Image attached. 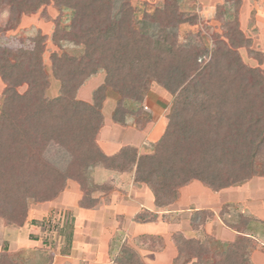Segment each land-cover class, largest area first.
Returning <instances> with one entry per match:
<instances>
[{"label": "trees", "instance_id": "trees-1", "mask_svg": "<svg viewBox=\"0 0 264 264\" xmlns=\"http://www.w3.org/2000/svg\"><path fill=\"white\" fill-rule=\"evenodd\" d=\"M114 3L0 0V12L7 9L11 26L18 25L22 15L52 5L67 22L61 24L60 18L54 19L52 40L83 50L79 56L50 54L51 71L60 92L58 97L47 99L44 92L48 80L40 50L43 36H35L36 50L0 48V78L5 83L0 106V217L10 224L21 227L29 199L51 202L66 189L69 180L76 183L81 194L78 206L95 207L99 199L86 198L90 193L86 172L95 166L121 173L134 167L133 181L148 187L156 208L173 204L178 190L193 181L219 192L253 177H264V69L242 63L237 49L247 47L249 40L240 32L239 40L233 39L236 20L226 22L228 29L225 25L222 37L228 44L215 36L209 52L196 45L182 46L174 34L159 41L162 32L151 34L148 27L144 33H137L130 26L132 5L124 2L120 19L114 21ZM177 7V0H165L152 13L144 10L143 21L170 27L168 16L173 18ZM208 54V61L202 64L199 60ZM248 54L259 66L263 64L262 53L249 50ZM99 70H104L105 76L92 93V103L78 100L77 90ZM153 81L173 96L164 131L154 142L153 152L138 155L136 149L126 146L105 156L92 137L102 127L106 92L117 96L112 119L123 123L126 115L140 112L138 105ZM23 84L27 88L19 94L16 88ZM51 143L69 154L63 171L44 157ZM94 186L103 196L112 191L109 183ZM212 216L208 211L192 213L191 228L196 231ZM155 219L156 215L148 212L133 217L138 223ZM247 223L248 219L241 217L237 225H227L236 233L235 239L215 250L212 244L217 242L209 236L201 242L174 234L177 257L173 264H252L250 255L258 242L245 234ZM72 232V225L66 233L62 231L68 247ZM114 263L144 262L125 245ZM0 264L18 263L10 252H0Z\"/></svg>", "mask_w": 264, "mask_h": 264}, {"label": "crops", "instance_id": "crops-1", "mask_svg": "<svg viewBox=\"0 0 264 264\" xmlns=\"http://www.w3.org/2000/svg\"><path fill=\"white\" fill-rule=\"evenodd\" d=\"M94 81V78H89L78 91V96L84 97L83 102L91 101L90 93L94 87L91 85ZM87 96L89 99H86ZM106 107L110 109L106 112L109 120L104 118ZM115 108L116 103L104 100L103 122L96 134V141L98 140L97 147L105 156H111L126 146L136 149V153L141 155L145 141L156 138L153 141L155 142L162 135L165 127L163 117L145 124L142 129H136L137 125H128L132 115H126L123 123L115 122L112 119ZM114 174L116 175L100 183H109L113 187L112 191L105 196L96 194L94 198H98L99 202L92 209L78 206V186L73 181H67V187L61 196L62 201L67 204V200L74 201V197L76 199L73 207L66 206L67 210L72 211L74 219L71 244L68 252H49L42 264H115L122 245L134 249L143 264H173L177 257V249L172 241L174 234L179 233L185 239L195 240L206 235L222 247L234 241L236 235L227 227V223L235 221L241 215L250 219L244 230L245 234L258 242V248L252 251L250 261L252 264H264V197H250L249 191L253 192L246 183L251 180L245 186L230 187L219 192H212L199 182L193 181L178 190V199L173 204L156 208L148 187L133 181L134 167L127 172L116 171ZM255 179L256 185L264 187V177ZM70 184L74 186L70 187ZM222 207L227 208L223 215ZM196 211H208L213 216L200 230L195 231L190 226V218ZM142 212L153 213L156 219L145 223L135 222L133 217ZM144 237L154 239L155 243L151 245L148 241H143L141 238ZM15 248L16 250L9 251L13 252L11 257L18 264H36L37 258L42 260L41 254L38 257L33 253L42 252L36 251L38 247L32 241L25 240L24 244L19 245L15 243Z\"/></svg>", "mask_w": 264, "mask_h": 264}, {"label": "rangeland", "instance_id": "rangeland-1", "mask_svg": "<svg viewBox=\"0 0 264 264\" xmlns=\"http://www.w3.org/2000/svg\"><path fill=\"white\" fill-rule=\"evenodd\" d=\"M114 1L115 3L111 10V17L114 21H118L120 19L119 10L121 5L124 2H129L134 10V16H130V26L135 29L137 33H144L145 27H148L151 34L158 31L162 32L161 35L159 34L158 36L160 38H158L159 41L165 40L167 34H174L177 37V42L182 46L187 47L190 45H196L197 47H205L209 50V52L213 48V40L215 36H219L221 37L220 40L227 42L226 38L222 37L224 33H226L225 25L228 29L226 22L236 20L237 29L234 31L236 33V37H233V39L238 41V32H240L246 39L249 40V45L247 47L237 49L242 63L248 67H259L260 69H264V61L263 64L259 66L256 59L251 58L250 54H248L249 50H253L255 52L262 53L264 56V0H177L178 7L176 8V15L173 18L168 16L170 20L167 21V23L170 24L171 22L170 27H162L157 23L152 24L143 21L144 10L152 13L156 6L161 7L165 3V0ZM166 1L171 3L176 0ZM59 14L60 12L52 5H46L41 7L35 13L22 15L19 24L11 26L8 23L7 9H3L0 12V48H8L10 50H18L19 48L31 50L35 48L36 50L38 47L34 45V38L37 33H40L41 36H43V41L40 43V50L43 69L48 80V87L44 92V96L47 99L58 97L60 92V84L53 77V73L51 71L52 69L49 59L50 54L57 53L79 56L83 51L82 48H75L70 43H55L54 40H52L51 34L55 26L54 19L60 18V21H63V17H60ZM66 23L63 21L61 24ZM208 58L209 54L204 56L199 61L203 64L208 61ZM104 76V70H99L95 75L89 77L94 78L95 81L91 85L94 86L90 93L91 101L85 103H92V93L103 83ZM89 78L86 81H88ZM86 81L80 88L86 84ZM4 88L5 83L0 78V106ZM26 88L27 86L23 84L17 87L16 91L19 94H22L25 92ZM80 88L77 90L75 97L83 102L84 97L80 98L78 96ZM104 98L109 103H116L117 101V96L109 90L106 92V96ZM86 99H89V97L87 96ZM172 99L173 96L168 94L158 83L153 81L148 86V89L144 91L143 100L138 105L140 112L132 117L128 125H137L136 129H142L145 127V124L150 123L151 121L153 122L156 118L163 117V119L166 120L170 112ZM109 111L110 109L108 107L104 109V118L107 120L110 119L109 116L107 117L108 114H106V112ZM92 138L94 143L97 145L98 140L96 141V136L94 135ZM154 140H156V138L153 140H147V142L145 141V144H143L141 148V155L151 154L153 152ZM44 157L60 171L65 170L70 158L67 152L52 143L46 148ZM116 171L117 169L115 168L104 170L99 166L88 168L86 172V182L88 184V188L90 189V193L87 194L86 198L91 199L97 196L96 194L101 193L97 192L94 185L104 183L110 176H115L116 174L114 173H116ZM255 178L258 177L251 178V181L248 180L250 181L249 183H246L248 181L245 182L246 186H251L250 189L253 193H250L249 191L248 194L251 195L250 197L252 199L256 197H264V187L256 185L257 179ZM245 183L241 184V186ZM69 186L72 187L74 185L70 184ZM62 193H60L51 202H36L33 199H29L27 201L26 219L21 227L10 224L0 217V252L16 250L15 243H18V245L24 244L25 240L32 241L36 244L38 248L37 250H33H36L38 253L39 251L42 252L37 254L33 251V253L38 257L41 254L40 258L42 260L40 261L38 260L39 258H37L35 262L36 264H42L49 252L53 251L56 254L63 251L64 253L68 252V246L66 245L64 237L68 228L71 227L74 219L72 217V211L67 210L68 208H66V206L73 207L76 199L74 197V201L67 200V204H64L61 197ZM224 211L226 212L227 208L222 207V215ZM241 217L245 218L246 215L238 216L235 221L227 224L237 225ZM246 219H248L249 223L250 219L247 217ZM31 220L34 222L33 224L30 223ZM4 222L7 224L5 225ZM65 227L66 229H64ZM197 230L200 229L198 228ZM62 231L65 233L62 234ZM141 239L143 241H148L151 245L155 243V240L152 238ZM199 240L201 242H205L206 235H203V237ZM124 246L125 245L121 246L119 252H121ZM47 247L49 249H47ZM212 248L215 250L221 247L215 243L212 244ZM257 248L258 245L256 249ZM10 253L13 254V252Z\"/></svg>", "mask_w": 264, "mask_h": 264}]
</instances>
